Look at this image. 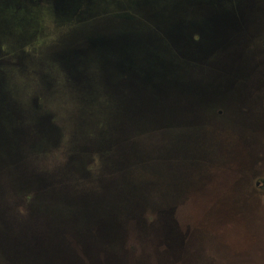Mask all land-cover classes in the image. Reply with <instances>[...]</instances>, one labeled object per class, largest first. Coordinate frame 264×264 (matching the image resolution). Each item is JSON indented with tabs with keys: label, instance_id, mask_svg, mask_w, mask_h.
<instances>
[{
	"label": "water",
	"instance_id": "1",
	"mask_svg": "<svg viewBox=\"0 0 264 264\" xmlns=\"http://www.w3.org/2000/svg\"><path fill=\"white\" fill-rule=\"evenodd\" d=\"M100 2L53 0L91 20L40 60L0 51V264H263L229 170L264 122V71L241 36L255 1ZM36 60L28 96L15 72ZM53 61L72 105L56 161Z\"/></svg>",
	"mask_w": 264,
	"mask_h": 264
},
{
	"label": "rangeland",
	"instance_id": "2",
	"mask_svg": "<svg viewBox=\"0 0 264 264\" xmlns=\"http://www.w3.org/2000/svg\"><path fill=\"white\" fill-rule=\"evenodd\" d=\"M117 0H101V8L107 10L110 13L113 11L121 13L117 10L115 2ZM255 11L252 15H249L247 21L248 26L241 36L245 37V43L249 46L248 49H244L255 62L253 64L256 72L264 71V0H254ZM80 6L75 8L79 10ZM67 12L69 14H62L55 10L53 6V0H31L29 3L15 0L10 3H4V0H0V51L5 52L8 56L15 59L16 56L27 55L31 58H38L43 56L45 52L53 46L55 48L57 44L69 36V34L82 26L85 22L91 20V18L82 17L79 18L77 12ZM18 38V40H17ZM10 39V40H9ZM16 39V40H15ZM37 60L31 64L37 67ZM48 64V62H46ZM45 67V72L48 69ZM59 65L53 61V75L58 77L57 79V92L53 94V112L55 111L57 118L62 120V125H65V137H63L58 149L53 151V161L61 158L62 154L67 151L66 140L69 137L68 121L66 119L68 115V106L66 104L64 89L61 87V81L63 74L59 72ZM39 84V82H38ZM37 84H28L27 87L35 88ZM32 90V89H31ZM63 94V95H62ZM28 96L31 95L29 92ZM60 95V99L56 98ZM60 100V102H59ZM40 101V100H39ZM220 101V102H219ZM227 101L226 97L223 100H217L215 103L219 108L225 107ZM71 103V102H70ZM225 113V112H224ZM264 126V122H263ZM262 125L259 129L249 131L248 140L253 143L248 146V162L245 165H241L238 170L229 168L231 172H234L236 176H239L244 180L245 197L249 203V212L253 215V223L249 227L251 233L256 234V237H249L247 241H257L259 249V255L263 259L264 264V127ZM252 135L254 137L252 138ZM98 162V161H97ZM234 167V165H231ZM89 169H93L89 166ZM231 181L230 179L227 180ZM256 182L258 184L256 185ZM259 210L258 215L255 210ZM227 229L232 228L231 223H227ZM235 224V223H234ZM237 232L244 233L243 225H235Z\"/></svg>",
	"mask_w": 264,
	"mask_h": 264
},
{
	"label": "trees",
	"instance_id": "3",
	"mask_svg": "<svg viewBox=\"0 0 264 264\" xmlns=\"http://www.w3.org/2000/svg\"><path fill=\"white\" fill-rule=\"evenodd\" d=\"M37 70V67L31 66L28 73H22L20 74L19 72H15L17 76H20L19 79H17V83H19L21 86H24L25 90H27L28 92L32 93V90H35L34 88L27 87L28 84L32 83V84H37L38 85V75H36V73H34L33 71ZM61 80V79H59ZM38 87V86H37ZM39 92V89L37 90ZM66 104H69L68 108L70 109L72 107V105L66 101Z\"/></svg>",
	"mask_w": 264,
	"mask_h": 264
},
{
	"label": "flooded vegetation",
	"instance_id": "4",
	"mask_svg": "<svg viewBox=\"0 0 264 264\" xmlns=\"http://www.w3.org/2000/svg\"><path fill=\"white\" fill-rule=\"evenodd\" d=\"M113 13H117V12H115V11H113ZM101 15H105V14H101ZM10 40V39H9ZM16 40V39H15ZM17 40H18V38H17Z\"/></svg>",
	"mask_w": 264,
	"mask_h": 264
}]
</instances>
